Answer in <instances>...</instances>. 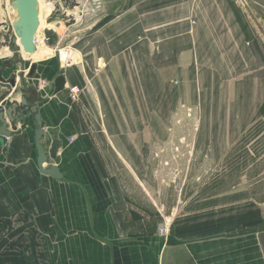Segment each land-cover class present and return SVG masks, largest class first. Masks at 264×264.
<instances>
[{
    "label": "crops",
    "instance_id": "0c3cea01",
    "mask_svg": "<svg viewBox=\"0 0 264 264\" xmlns=\"http://www.w3.org/2000/svg\"><path fill=\"white\" fill-rule=\"evenodd\" d=\"M244 2L91 0L96 17L77 30V56L64 48L3 69L8 79L36 63L11 100L25 96L40 114L45 150L57 139L43 166L62 178L39 171L26 117L0 152V264H264V201L237 198L149 225L151 200L135 182L148 162L145 132L163 126L153 119V98H166L157 84L175 82L191 104L204 99L198 141L210 161L264 120V0Z\"/></svg>",
    "mask_w": 264,
    "mask_h": 264
},
{
    "label": "rangeland",
    "instance_id": "374dc122",
    "mask_svg": "<svg viewBox=\"0 0 264 264\" xmlns=\"http://www.w3.org/2000/svg\"><path fill=\"white\" fill-rule=\"evenodd\" d=\"M10 1L0 0V76L4 68H19L28 63L29 58L41 60L64 48L72 51L73 45L80 42L77 30L91 25L96 17V4L90 3L91 0L88 3L85 0H38L41 18L38 30L45 34L46 40L31 54L13 53L8 50L13 34ZM72 52V56H77L76 51ZM157 85L162 87L161 95L166 98H153V119L161 121L163 126L153 129L151 135L145 132L150 140L146 150L148 162L144 167L137 166L135 173L137 187L145 185L151 200L146 223L157 225L162 216L242 197L264 201V120L251 125L225 148L223 155L211 158L217 161H210L207 149L198 141L204 99L196 95L191 104L192 98L189 101L177 98L175 82ZM78 88L81 92L80 86ZM191 91L193 93L192 88ZM195 91L199 94L197 87ZM156 92L158 96L159 90ZM19 93L17 90L15 96ZM218 100L205 101L215 107ZM140 138L143 137L137 135V139Z\"/></svg>",
    "mask_w": 264,
    "mask_h": 264
},
{
    "label": "water",
    "instance_id": "95a60500",
    "mask_svg": "<svg viewBox=\"0 0 264 264\" xmlns=\"http://www.w3.org/2000/svg\"><path fill=\"white\" fill-rule=\"evenodd\" d=\"M241 2L245 4L244 0H241ZM10 6L13 16V20L11 21L13 34L10 37L8 49L13 53H20L22 51L26 54H31L36 50L32 39L39 27L38 0H11ZM35 69L36 63L33 61L30 63L27 72H25V67L22 65L19 71H13L8 79L0 76V103L5 101L4 108L0 109V152L2 147L7 143V138L17 129V125L22 123L26 117L31 116L36 123L34 143L37 151L38 169L42 173L60 179L62 178V174L55 164L43 166L50 159H55L56 151L59 147L57 139H53L50 148L45 150L41 143L44 130L40 114L28 108L25 96L20 97L19 103L16 100H11V95L15 94L17 90L24 91L21 81L23 76L26 74L28 77H32ZM14 105H16L17 110H14ZM24 109H26L25 114L22 112Z\"/></svg>",
    "mask_w": 264,
    "mask_h": 264
},
{
    "label": "built area",
    "instance_id": "2783aa9c",
    "mask_svg": "<svg viewBox=\"0 0 264 264\" xmlns=\"http://www.w3.org/2000/svg\"><path fill=\"white\" fill-rule=\"evenodd\" d=\"M46 40L45 34L42 33V31L39 32V30L37 29V32L33 35V44L35 45V48L37 49L39 45L43 44ZM79 88L77 85H73L69 87V95L71 100L73 101H77L79 99ZM158 231L160 233H165L166 228L164 225L159 226Z\"/></svg>",
    "mask_w": 264,
    "mask_h": 264
},
{
    "label": "bare ground",
    "instance_id": "6f19581e",
    "mask_svg": "<svg viewBox=\"0 0 264 264\" xmlns=\"http://www.w3.org/2000/svg\"><path fill=\"white\" fill-rule=\"evenodd\" d=\"M41 20V18H39V21ZM50 23V22H48ZM39 28V27H38ZM6 30V29H5ZM13 32V31H12ZM9 50V49H8ZM60 57H61V60H65L67 59V53L64 52L63 50L60 52ZM25 76V75H24ZM29 103V102H28Z\"/></svg>",
    "mask_w": 264,
    "mask_h": 264
}]
</instances>
